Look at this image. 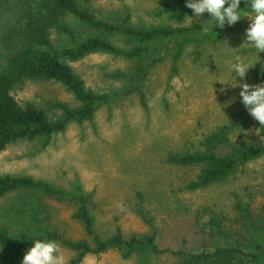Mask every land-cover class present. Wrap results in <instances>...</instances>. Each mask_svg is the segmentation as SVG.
I'll return each mask as SVG.
<instances>
[{
	"label": "rangeland",
	"instance_id": "1",
	"mask_svg": "<svg viewBox=\"0 0 264 264\" xmlns=\"http://www.w3.org/2000/svg\"><path fill=\"white\" fill-rule=\"evenodd\" d=\"M38 1L11 0L1 8L0 69L8 53L19 45L24 19L37 8ZM79 4L101 17L122 19L129 14L131 26L137 29L183 28L210 19L205 13L199 21L195 17L177 20L172 17L174 10H164L160 0ZM240 7H245V0ZM67 20L78 36L90 33L77 18ZM247 26L248 20L243 18L219 33L191 36L177 60L172 39L140 42L119 32L106 36L122 48L143 46L153 52L126 57L95 51L76 60L65 58L86 87L109 95V100L99 105L91 121H72L48 141L40 137L9 144L0 152V174L32 176L83 193L89 197L101 236L108 237L117 228L126 237L155 232L157 247L164 250L140 248L126 255L122 249H109L88 254L79 264H177L187 254L212 251L221 245L248 253H257V243L264 245V155L198 189L186 186L196 178L199 167L167 161L172 153L200 149L204 136L224 124L231 126L230 137L235 143L259 140V123L240 102V89L226 86L234 83L232 65L237 57L251 67L240 82L264 81V53L257 62L255 49L242 44ZM53 39L71 44L66 35L55 33ZM150 55L159 59L137 83L144 94L143 103L140 91L126 93L125 88L140 74ZM116 72L124 76H110ZM13 93L21 104L33 102L44 107L54 100L78 104L73 93L54 80H26ZM76 207L71 199L26 190L10 192L0 198V228L15 236L57 230L72 239H90L73 218ZM57 244L68 264L74 251ZM248 264H264V252Z\"/></svg>",
	"mask_w": 264,
	"mask_h": 264
},
{
	"label": "trees",
	"instance_id": "2",
	"mask_svg": "<svg viewBox=\"0 0 264 264\" xmlns=\"http://www.w3.org/2000/svg\"><path fill=\"white\" fill-rule=\"evenodd\" d=\"M9 1L11 0H0V10ZM79 1L90 0H39L37 8L27 13L19 34V45L8 53L6 62L0 69V152L19 139L44 137L48 141L54 134L64 131L72 121H91L99 105L109 100V95L96 93L86 87L84 80L65 58L76 60L95 51L126 57H141L153 52L149 47L143 46L122 48L107 38V34L119 32L140 42L172 39L177 46L174 53V59L177 60L189 37L209 36L230 27L215 29V22L212 21L211 25H207V31L201 24L183 28L155 26L137 29L131 26L129 14L122 19L101 17L88 8H82ZM160 4L164 10L173 9L172 17L177 20H183L186 15L192 13L185 7V0H160ZM69 17L81 21L90 33L78 36L67 20ZM55 33L68 36L71 44L55 41ZM153 50L158 53L161 51L157 48ZM158 59L156 55H150L149 60L140 69V74L125 88L126 93L140 91L144 103V94L137 83L143 79L147 68ZM110 76L123 77L124 74L116 72ZM36 79L62 83L73 93L78 104L71 105L62 100L48 102L44 107L33 102L21 104L13 93L15 88L26 80ZM230 129L229 124H224L204 136L200 149L172 153L168 156L167 161L172 164L200 168L196 178L187 184V189L203 188L221 181L249 161L264 155V143L260 142V138L264 136V127L259 129V140L243 143L231 140ZM22 190L40 192L50 198L73 200L77 206L73 218L83 225L90 239H72L57 230L38 235L21 233L15 236L0 228V264H18L24 251L31 247L32 240L36 238L53 240L74 251V257L68 264H79L88 254H99L109 249H122L126 251V255L140 248H149L155 252L164 251L157 247L155 232L126 237L121 229L117 228L110 236H101L95 228V220L90 212L89 197L83 193L69 192L32 176L0 174V198L10 192ZM256 250L257 253H248L239 247L221 245L212 251L203 250L187 254L185 260L177 264H248L257 260L264 252V245L257 243Z\"/></svg>",
	"mask_w": 264,
	"mask_h": 264
},
{
	"label": "clouds",
	"instance_id": "3",
	"mask_svg": "<svg viewBox=\"0 0 264 264\" xmlns=\"http://www.w3.org/2000/svg\"><path fill=\"white\" fill-rule=\"evenodd\" d=\"M241 0H185V7L190 9L192 16L186 15L189 20L193 17L200 20L207 13L210 19L201 25L207 31V25L214 21L215 29L232 26L243 18H247L248 26L245 29V42L255 49L259 60L260 53H264V0H245V7H240ZM256 62V63H257ZM246 63L236 58L232 65L234 83L225 84L228 87L240 89L239 98L248 114L264 127V81L258 84H249L243 81L248 69ZM264 68V65H262ZM259 128V129H260ZM264 143V136L260 138ZM20 264H65V257L60 246L53 240L36 238L23 255Z\"/></svg>",
	"mask_w": 264,
	"mask_h": 264
}]
</instances>
